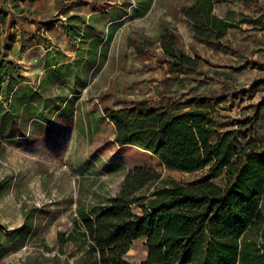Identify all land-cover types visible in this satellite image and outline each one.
I'll return each instance as SVG.
<instances>
[{
    "label": "rangeland",
    "instance_id": "374dc122",
    "mask_svg": "<svg viewBox=\"0 0 264 264\" xmlns=\"http://www.w3.org/2000/svg\"><path fill=\"white\" fill-rule=\"evenodd\" d=\"M194 2L38 0L22 5L0 0V64L12 61L0 94V264H83L76 222L106 208L126 173L151 156L115 142L113 124L102 119L104 105L119 108L138 99L160 106L167 97L175 102L207 98L216 128L234 130L240 146L255 144L246 154L264 153V107L255 114L264 98V33L240 23L224 37L232 50L206 44L180 13ZM225 9L236 12V21L238 12L252 17L262 12L238 0H221L213 13L222 15ZM77 11L79 19L70 15ZM83 19L103 37L106 55L94 67L72 60L80 56L72 42L82 47L73 33ZM165 30L177 32L183 50L199 57L196 70L167 77L158 59V37ZM131 39L149 44L147 57L136 56ZM33 58L35 65L28 63ZM56 61L63 64L48 67ZM19 79L20 88L8 92L7 85ZM132 212L141 214V208L133 206ZM206 242L204 232L192 248L195 261ZM146 254L139 238L125 258L138 262Z\"/></svg>",
    "mask_w": 264,
    "mask_h": 264
},
{
    "label": "trees",
    "instance_id": "16d2710c",
    "mask_svg": "<svg viewBox=\"0 0 264 264\" xmlns=\"http://www.w3.org/2000/svg\"><path fill=\"white\" fill-rule=\"evenodd\" d=\"M220 1L195 0L181 7L198 40L232 50L224 40L230 28L247 23L264 33V0H238L248 9L262 11L257 17L238 12L239 21L231 9L223 17L213 13ZM85 23L80 20L75 30ZM85 26L92 33V25ZM109 37L107 33L105 41ZM158 41V59L168 78L199 67V57L183 50L174 30L163 31ZM145 43L129 41L138 58L147 57ZM9 63L0 64V94ZM22 81L6 90L16 92ZM261 106L264 98L255 106L256 115ZM212 109L209 99L197 97L183 102L167 97L160 106L138 99L119 108L103 106L102 119L113 124L115 142L139 147L151 156L126 173L106 208L76 222L84 246L83 264H264V153L246 154L255 144L240 146L234 130L216 128ZM158 182L149 194L141 193ZM133 206H139L141 214L133 213ZM204 232L205 249L195 261L192 248ZM139 238L144 239L147 254L138 262L128 261L125 254Z\"/></svg>",
    "mask_w": 264,
    "mask_h": 264
},
{
    "label": "crops",
    "instance_id": "0c3cea01",
    "mask_svg": "<svg viewBox=\"0 0 264 264\" xmlns=\"http://www.w3.org/2000/svg\"><path fill=\"white\" fill-rule=\"evenodd\" d=\"M8 2H11L10 0H7ZM38 0H24V1H18L19 4L22 5H28V3H34ZM217 3H215L214 5H216ZM213 10H214V6H213ZM227 9H225L224 13L221 14H216L219 17H223L226 14ZM82 12H75L72 13L70 15L72 16H76V15H80ZM91 14V13H90ZM89 15V14H88ZM87 23H89L88 21H86L85 24H83V27H81L80 31L74 30V39H76L77 41H79L80 44H82V47L78 46V42H72L73 48L76 50L77 53L80 54V56L77 57H73V59H76V61L78 63H80L79 65L81 66L82 64L85 65H90V66H96L99 62V60L101 58H103L106 53H105V47L103 45V37L101 36L100 39H96V35L93 33H87V29L86 27H84ZM84 32H86V36L83 38V34ZM70 35V34H69ZM105 40V38H104ZM75 43V44H74ZM18 52H16L17 54ZM42 57V56H41ZM24 60V58L22 59ZM37 59L33 58V59H29L28 63L31 65H35ZM63 64V62L61 61H56L55 63L51 64V66L48 67H53L56 68L59 65ZM47 67V68H48ZM31 74V71H30Z\"/></svg>",
    "mask_w": 264,
    "mask_h": 264
}]
</instances>
